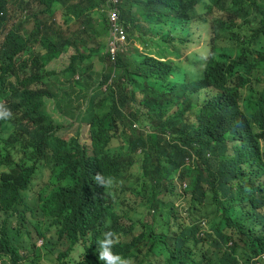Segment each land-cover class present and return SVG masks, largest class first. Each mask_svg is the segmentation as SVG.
Returning a JSON list of instances; mask_svg holds the SVG:
<instances>
[{
    "label": "trees",
    "instance_id": "trees-1",
    "mask_svg": "<svg viewBox=\"0 0 264 264\" xmlns=\"http://www.w3.org/2000/svg\"><path fill=\"white\" fill-rule=\"evenodd\" d=\"M9 5L20 18L0 44V103L13 114L0 120V264H38L58 241L57 264H103L97 241L108 230L133 264H264V0H121L141 49L113 62L99 54L107 0H0V35ZM199 25L207 59L182 51ZM70 50L61 83L78 88L77 113L62 106L66 92L44 87L49 63ZM94 56L110 63L97 83ZM54 113L87 121L89 145L57 135ZM42 162L46 231L35 226V246L22 230L33 211L24 192ZM97 173L114 186L96 185Z\"/></svg>",
    "mask_w": 264,
    "mask_h": 264
},
{
    "label": "rangeland",
    "instance_id": "rangeland-1",
    "mask_svg": "<svg viewBox=\"0 0 264 264\" xmlns=\"http://www.w3.org/2000/svg\"><path fill=\"white\" fill-rule=\"evenodd\" d=\"M18 18H20V16L18 15V13L15 12L14 7L13 6L10 7L9 5V10L7 12V25L5 27V30L0 35V44L2 43L7 32L12 28L15 19H18ZM24 20H25L24 18H21L19 23L23 22ZM22 28H23L24 33H28L32 30V26L26 23L22 25ZM87 28L89 31H92V32L94 31V27L89 24H87ZM70 31L73 32V29H70ZM196 35L199 38L198 41L195 44L188 46L187 48H183L182 51L184 54H188L192 52L193 50H196L200 54L205 56L206 52L203 50V45L205 42L208 41V38H209L208 26L199 25L196 31ZM126 39H127V43L124 46V50L120 52L119 54L123 58L126 56H129L130 53H133L135 51V48L141 49L140 47L141 45L138 43V41L127 38V32H126ZM87 44L90 45L91 47L97 46V42L95 40H90L87 42ZM148 47L150 49H155V46L151 44H148ZM104 48H105V40H104V45L101 48V51L99 52L100 55L104 53L103 52ZM56 68H59V69L54 70L55 74L49 77L50 78L49 84L44 86L52 93L57 92L58 87H60V82L56 78L59 72L64 67L61 64V65L56 66ZM109 68H110V63L107 57H104V59L100 57L99 67L97 70H93V71L95 73H102V72H107ZM115 76H116V70H115ZM80 100L81 98L76 99L77 103L75 106L79 105V103L81 102ZM62 106L66 110V105L64 103H62ZM54 118L62 124V127L57 131V135L63 138H69L70 136H78L81 143L85 145H89V131H88L87 121L79 122V121L69 120V118L72 119L69 114H66V116H60L57 113H54ZM136 124L137 126H140L139 123H136ZM47 176H48V166L45 162H42L38 173L35 175L32 181V184L30 185L29 189L26 191V200L33 211L31 210L28 211V218L26 221V226L28 227V229L22 228V230L23 232H28V231L31 232L32 243L35 246H43V243H44V239H42L40 235H38V232L36 231L35 226L39 227L41 231H46L45 230V227H46L45 217L40 214L39 205L41 201L38 197H39L40 188L43 187L48 181ZM184 182L187 183V179ZM177 204L180 205V208L182 210H185L186 199L179 198L177 200ZM146 211L147 210L144 206L139 207V212H146ZM53 232H54L53 228L47 231L48 236L52 235ZM40 241L42 242L41 245H40ZM65 248H66V244H63L62 241H58V243L53 245V250L51 253H47L44 248L40 249L38 253L39 254L38 264H57L58 263L57 255L59 254V252L64 251ZM80 252H81L80 247L76 246L75 249L70 252L69 256L71 257L72 260L75 261L79 258ZM23 254L25 256L26 262L31 260L32 253L30 251H24Z\"/></svg>",
    "mask_w": 264,
    "mask_h": 264
},
{
    "label": "clouds",
    "instance_id": "clouds-1",
    "mask_svg": "<svg viewBox=\"0 0 264 264\" xmlns=\"http://www.w3.org/2000/svg\"><path fill=\"white\" fill-rule=\"evenodd\" d=\"M108 34H109V31H108ZM107 37H108V35H107ZM107 37H106V42H107ZM126 41H127V39H126ZM106 42H105L104 50L107 52ZM125 44H126V42H125ZM125 44H124V46H125ZM123 50H124V47L119 52H122ZM202 59H207V57L202 56ZM12 115L13 114H12L11 110L9 108H7L4 104L0 103V120H8V119L12 118ZM95 182H96V185L103 187L104 189L113 187L114 183H115L114 178L105 177L102 173H97L95 175ZM26 191L24 192L25 198H26ZM119 242H120V237L117 233H115L112 230L105 231L103 233L102 239L97 241L98 260L103 262V264H133L132 260L123 257L122 254L118 253L115 250V246ZM76 246L80 247L79 244H77ZM260 257L262 259H264V254Z\"/></svg>",
    "mask_w": 264,
    "mask_h": 264
},
{
    "label": "crops",
    "instance_id": "crops-1",
    "mask_svg": "<svg viewBox=\"0 0 264 264\" xmlns=\"http://www.w3.org/2000/svg\"><path fill=\"white\" fill-rule=\"evenodd\" d=\"M70 52H71V50L66 54L59 55L57 58L53 59L49 63V65L47 67V71L49 73L46 74V76L44 77V81L49 84V81H50L49 77L51 75L55 74V72H54L55 69H59V68H56V66L62 64L64 68L59 72V74L56 78L60 82V87H58L57 92H53V93H54L55 98H59L62 96L63 91L66 92V99H65L66 109L70 112H76L77 113L78 112V110H77L78 106H75V105L77 103L76 99L78 98V96L80 94L78 88L72 87L69 83H66V84L61 83L64 80L63 79V70L68 66ZM91 62H92L91 71L94 73L91 77V82L97 83L100 79V77L98 78L99 73H95L93 70L98 69L100 59L98 57L94 56V57H92ZM47 95H49V97H54L52 92H50L49 90H47ZM50 103H51V100H48V105H50ZM69 115L72 118L71 120L78 121L77 116H75V114L70 113Z\"/></svg>",
    "mask_w": 264,
    "mask_h": 264
},
{
    "label": "built area",
    "instance_id": "built-area-1",
    "mask_svg": "<svg viewBox=\"0 0 264 264\" xmlns=\"http://www.w3.org/2000/svg\"><path fill=\"white\" fill-rule=\"evenodd\" d=\"M121 0H108L107 12L111 23L110 31L107 37L106 48L109 59L113 62L119 51H121L126 42L125 27L120 20L119 4Z\"/></svg>",
    "mask_w": 264,
    "mask_h": 264
}]
</instances>
